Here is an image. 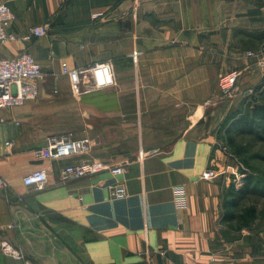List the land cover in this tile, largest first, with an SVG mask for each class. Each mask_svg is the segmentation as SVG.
I'll return each instance as SVG.
<instances>
[{
  "label": "crops",
  "instance_id": "crops-1",
  "mask_svg": "<svg viewBox=\"0 0 264 264\" xmlns=\"http://www.w3.org/2000/svg\"><path fill=\"white\" fill-rule=\"evenodd\" d=\"M4 1L17 39L0 55L27 50L46 76L37 99L0 110V175L10 185L0 191V264H264V233L223 220L231 180L202 177L224 162L215 124L235 105L220 78L237 74V97L262 77L246 53L263 48L264 0ZM38 25L45 36L31 34ZM108 61L114 83L95 87L87 72L79 94L62 72L64 62ZM69 133L88 137L90 151L37 155L49 136ZM85 159L126 171L63 179ZM38 168L49 172L44 189L23 181ZM115 181L126 198H110ZM174 186H184L185 208ZM4 240L22 258L6 254Z\"/></svg>",
  "mask_w": 264,
  "mask_h": 264
},
{
  "label": "built area",
  "instance_id": "built-area-1",
  "mask_svg": "<svg viewBox=\"0 0 264 264\" xmlns=\"http://www.w3.org/2000/svg\"><path fill=\"white\" fill-rule=\"evenodd\" d=\"M102 13L93 14V18H98ZM16 19V14L10 5L0 0V50L3 45L17 39L16 34L12 31L11 26ZM45 26L38 25L31 29V34L36 36H45L47 34ZM248 57L258 60L262 75L264 76V48L261 52L248 51ZM62 72L70 76L74 93L82 92L83 74L89 72L93 79L95 87L107 86L114 83L113 64L112 62L97 63L86 68H70L67 63H62ZM46 73L41 61L27 50L21 51L17 56L4 57L0 55V110L15 106H22L25 103L35 100L40 96L39 82L43 80ZM237 74H231L222 77L221 85L228 89L235 86ZM11 142L8 141L9 145ZM91 149V141L88 137L78 138L73 134L51 135L47 138L46 144L37 150L40 158H62L71 155L86 154ZM222 149V148H221ZM222 151L227 159L219 165L216 161L214 165L205 169L202 177L205 180H215L223 177L230 180V175H235L239 180L244 174H238L228 160L232 154L227 146ZM146 152H140V158L145 156ZM105 171H110L116 176L125 173L124 165H112L99 159H85L79 163L68 164L62 169L64 180H71L92 176ZM24 184L34 187L35 189H44L49 183V172L45 168H38L29 172L23 178ZM231 182V181H230ZM232 183V182H231ZM237 187L242 186L236 184ZM8 181L0 175V191L8 192ZM109 196L111 199L126 198L129 195L126 183L115 181L108 185ZM175 203L180 208L187 206V197L184 186H174ZM3 251L6 254L17 258H22L23 254L18 248L13 246L9 241L2 242ZM177 264V263H176Z\"/></svg>",
  "mask_w": 264,
  "mask_h": 264
},
{
  "label": "rangeland",
  "instance_id": "rangeland-1",
  "mask_svg": "<svg viewBox=\"0 0 264 264\" xmlns=\"http://www.w3.org/2000/svg\"><path fill=\"white\" fill-rule=\"evenodd\" d=\"M264 48V45H263ZM262 48V49H263ZM261 49V50H262ZM260 50V51H261ZM257 64L259 66L258 60ZM260 68V66H259ZM260 73L261 68H260ZM238 77V76H237ZM221 79L219 82L220 86V94L224 95L226 97V103L229 104L232 102L234 107H232V110L229 111V113L226 115L224 120L230 116L231 113L243 111L246 108L247 103L255 104L256 100H260L259 95L256 92V88L259 85H262L264 83V76L262 75L259 83L251 88V91L245 95L243 90L239 92L238 96L236 97V93L239 91L238 89H235L232 93V89L235 88H228L225 89L221 85ZM237 80V79H236ZM236 85V82H235ZM236 92V93H235ZM230 93L232 95H230ZM233 106V105H232ZM224 120L221 123L215 124L216 128L218 129V146L223 149L224 146H227L232 154L231 158L228 160L229 165H232L238 174H244L243 177L240 179V183L238 179L235 178V175H230V180L233 184H241L244 186L245 178L248 175H255L260 177L264 181V134L263 133H255V134H249L246 132H240L236 131L233 132L231 135L235 143L232 145L227 142L225 133L221 132V125L224 122ZM237 150V152H236ZM224 160L226 161L227 157L223 152ZM240 186V187H242ZM260 192L255 191L252 193L246 194V197L241 201L239 205V209L243 210L249 206H255L258 210V219L253 224L254 227H256L259 231L264 233V188H259Z\"/></svg>",
  "mask_w": 264,
  "mask_h": 264
},
{
  "label": "trees",
  "instance_id": "trees-1",
  "mask_svg": "<svg viewBox=\"0 0 264 264\" xmlns=\"http://www.w3.org/2000/svg\"><path fill=\"white\" fill-rule=\"evenodd\" d=\"M256 92L260 100H256L255 104L247 103L245 110L231 113L221 125V132L225 133L228 143L234 144L235 140L231 136L233 132L240 131L249 134H264V83L256 88ZM237 152V150H236ZM244 186L237 187L231 183L224 193V221L232 222L237 220L239 227H252L258 219V210L255 206H249L240 210L239 205L246 197V194L255 191L260 192L259 188H264V181L255 175H248L245 178Z\"/></svg>",
  "mask_w": 264,
  "mask_h": 264
}]
</instances>
